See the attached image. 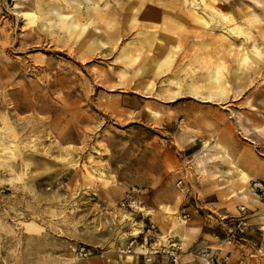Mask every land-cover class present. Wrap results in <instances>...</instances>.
I'll use <instances>...</instances> for the list:
<instances>
[{
	"label": "rangeland",
	"instance_id": "1",
	"mask_svg": "<svg viewBox=\"0 0 264 264\" xmlns=\"http://www.w3.org/2000/svg\"><path fill=\"white\" fill-rule=\"evenodd\" d=\"M42 1L0 0V264H173L171 245L180 264H264V0H179L194 20L162 23L172 39L139 14L113 39L103 1ZM134 187L143 212L120 205Z\"/></svg>",
	"mask_w": 264,
	"mask_h": 264
},
{
	"label": "bare ground",
	"instance_id": "2",
	"mask_svg": "<svg viewBox=\"0 0 264 264\" xmlns=\"http://www.w3.org/2000/svg\"><path fill=\"white\" fill-rule=\"evenodd\" d=\"M64 1L65 0L42 1L41 7L45 9H49L52 7L55 8L57 5H63ZM99 1L105 2V5L104 7L102 6L100 8L101 11L97 14L98 16L97 22H99L102 26H104L103 31H105V33H107V29L111 27V29L108 31V34L112 36L113 39H116L120 37L123 33L130 31L134 26L137 27L146 26L144 23L139 22V20H136V22H134V19L137 17L138 14L143 15L145 18H150L151 19L150 26L157 28L156 31H150L149 33L150 35L154 36L155 35L154 32H160L161 35H163L164 37L169 36L170 39H172V37L174 36L175 28L173 32L172 27L164 28L162 27V23L167 22L168 24H173V23L177 24L179 22L181 24L182 23L185 24L194 20L192 14H189L187 12V7H185V5L181 3L179 0H166V2L161 6L149 5L148 1L151 0H123V2H120L118 4L116 3L111 4V2H107L106 0H99ZM103 2L102 4H104ZM135 7H136V11H135ZM166 8H168L169 10L168 9L165 10ZM155 13H160V17L158 18L155 17L154 16ZM108 15L111 17H108ZM62 26L67 30H73L75 27L73 23H70L68 20H64V19L62 20ZM234 31H236V33L240 35H243V30L240 26H236L234 28ZM257 56H258L257 52L255 51L248 52L242 58L243 63H246L248 66H250L252 63L256 62ZM207 77L210 83V84L208 83L210 88L218 87L221 84L220 83L221 81L219 80L220 77L215 75L207 76ZM170 82L175 83L179 87L182 86L181 81L177 78L170 79ZM189 85L193 89L192 93L197 94V86H194V81H192ZM168 90L173 91L169 88ZM4 142L0 140V145L6 146V141ZM9 145L10 144H8V147H10ZM2 150L5 149H0V152H2ZM1 156L2 155L0 154V157Z\"/></svg>",
	"mask_w": 264,
	"mask_h": 264
},
{
	"label": "built area",
	"instance_id": "3",
	"mask_svg": "<svg viewBox=\"0 0 264 264\" xmlns=\"http://www.w3.org/2000/svg\"><path fill=\"white\" fill-rule=\"evenodd\" d=\"M254 184L257 188H261L264 191V181L255 182ZM176 185H177L178 190L181 193L188 194L189 197H191L194 200L196 208L200 209L202 207V204H201L202 199H201L200 193L198 191L193 190V187L190 184V181L186 177H180L177 180ZM135 192H136V188L134 187L132 190V193L128 195V198L121 201L120 205L122 208L130 207L132 209H136L140 212H143V210L145 209V206L141 205V203L137 200V198L135 197ZM185 207L186 205H184V208L182 209V211H179V212H180V218L184 222H187L188 220L192 218V216H191V212L189 211V209ZM240 210L244 211L245 208L241 207ZM243 226H244L243 220L241 218L238 219V227L241 230H243ZM153 229H155V225L152 223L148 227L147 231L151 232ZM132 245L133 243L129 246L128 251H131ZM78 254H79V257H81L82 259H88L91 256V250L87 248L86 246H80L78 248ZM168 255H170V259L173 262V264H180L181 253L178 251V248L175 245H171L170 250H168Z\"/></svg>",
	"mask_w": 264,
	"mask_h": 264
},
{
	"label": "crops",
	"instance_id": "4",
	"mask_svg": "<svg viewBox=\"0 0 264 264\" xmlns=\"http://www.w3.org/2000/svg\"><path fill=\"white\" fill-rule=\"evenodd\" d=\"M206 143H208V142H206ZM206 143H205V146H204V148H203V150H202V152H204L208 147H209V145H206ZM210 144V143H209ZM208 146V147H207ZM257 158L256 157H253V161L252 160H250V161H245V160H243V167H247V168H251L252 167V165L254 164V163H256L257 162ZM241 171H242V176H244L243 174H244V171L241 169ZM246 173V172H245ZM245 176H247L248 178H249V176H248V174L246 173V175ZM209 189H207L208 191L207 192H205V194H207V196H208V193H210V194H212L213 195V197L214 198H217L218 199V197H220V196H224L226 193H228V192H230L231 191V189H232V187L231 188H229V187H226V186H224V187H220V186H215V185H213V186H211V187H208ZM221 194V195H220ZM216 202H218L219 203V201L218 200H215ZM212 203V202H211ZM256 209V208H255ZM254 216V215H253ZM257 217H251L250 218V221L249 222H251V220H253V219H256ZM253 224H258V223H253ZM192 228L196 231H198V230H200L201 229V225H193L192 226Z\"/></svg>",
	"mask_w": 264,
	"mask_h": 264
}]
</instances>
